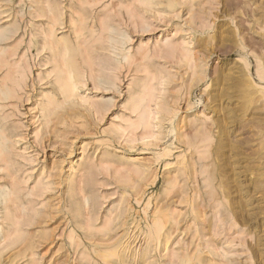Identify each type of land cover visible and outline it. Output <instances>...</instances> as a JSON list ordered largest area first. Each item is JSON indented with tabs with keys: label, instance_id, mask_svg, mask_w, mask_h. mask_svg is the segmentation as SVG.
Masks as SVG:
<instances>
[{
	"label": "rangeland",
	"instance_id": "374dc122",
	"mask_svg": "<svg viewBox=\"0 0 264 264\" xmlns=\"http://www.w3.org/2000/svg\"><path fill=\"white\" fill-rule=\"evenodd\" d=\"M263 188L264 0H0V264H264Z\"/></svg>",
	"mask_w": 264,
	"mask_h": 264
},
{
	"label": "bare ground",
	"instance_id": "6f19581e",
	"mask_svg": "<svg viewBox=\"0 0 264 264\" xmlns=\"http://www.w3.org/2000/svg\"><path fill=\"white\" fill-rule=\"evenodd\" d=\"M263 76V75H262ZM219 145V147H220V144H218ZM220 149V148H219ZM215 158H217V155L215 156ZM218 159V158H217ZM219 166V165H218ZM212 172V171H211ZM210 172V173H211ZM215 172V171H214ZM212 174H213V172H212ZM210 175V174H209ZM219 175V174H218ZM220 176V175H219ZM219 176L217 177V174L215 175V174H213L212 175V180H211V183L213 184L218 178H219ZM208 178V177H207ZM208 180H209V178H208ZM220 181V180H219ZM220 183H222V182H220ZM263 184V183H262ZM210 186H211V184H210ZM209 186V187H210ZM213 186V185H212ZM224 187V186H223ZM261 188H262V186H261ZM260 189V188H259ZM264 189V188H263ZM261 190V189H260ZM262 192V191H261ZM227 195V194H226ZM227 197V196H226Z\"/></svg>",
	"mask_w": 264,
	"mask_h": 264
}]
</instances>
